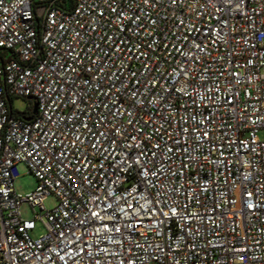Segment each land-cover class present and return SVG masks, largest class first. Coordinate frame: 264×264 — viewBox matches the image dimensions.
Instances as JSON below:
<instances>
[{
	"label": "built area",
	"instance_id": "obj_1",
	"mask_svg": "<svg viewBox=\"0 0 264 264\" xmlns=\"http://www.w3.org/2000/svg\"><path fill=\"white\" fill-rule=\"evenodd\" d=\"M261 132L264 0H0V264H264Z\"/></svg>",
	"mask_w": 264,
	"mask_h": 264
},
{
	"label": "rangeland",
	"instance_id": "obj_2",
	"mask_svg": "<svg viewBox=\"0 0 264 264\" xmlns=\"http://www.w3.org/2000/svg\"><path fill=\"white\" fill-rule=\"evenodd\" d=\"M11 106L13 111L18 113H24L28 110L33 111V105L31 104V102L20 98H15L12 101ZM259 138L261 140L264 139V132H261L259 134ZM16 169L18 176L13 183L14 192L18 196L25 197L35 190L37 183L34 177L29 174L27 168L23 164L18 165ZM55 206L56 200L52 196L47 197L43 202V207L46 211L52 210ZM37 213H39L38 209H32L26 204L20 208V214L24 220L32 219L34 214ZM44 233L45 228L43 224L41 222H37L35 224V230L30 233V238L36 240Z\"/></svg>",
	"mask_w": 264,
	"mask_h": 264
},
{
	"label": "trees",
	"instance_id": "obj_3",
	"mask_svg": "<svg viewBox=\"0 0 264 264\" xmlns=\"http://www.w3.org/2000/svg\"><path fill=\"white\" fill-rule=\"evenodd\" d=\"M13 100H14V99H9V100H8V105H9L11 108H12L11 104H12V101H13ZM12 113H13V114L15 115V117H17L18 119L26 121L27 119H30V118H31V115H32L33 111L28 110V111H26V112H24V113H18V112L13 111V109H12Z\"/></svg>",
	"mask_w": 264,
	"mask_h": 264
},
{
	"label": "water",
	"instance_id": "obj_4",
	"mask_svg": "<svg viewBox=\"0 0 264 264\" xmlns=\"http://www.w3.org/2000/svg\"><path fill=\"white\" fill-rule=\"evenodd\" d=\"M36 112V105L33 106V114ZM31 119H27L26 121L29 122Z\"/></svg>",
	"mask_w": 264,
	"mask_h": 264
}]
</instances>
